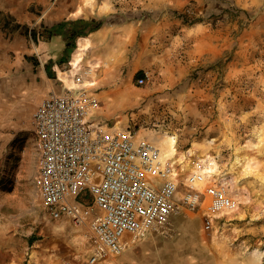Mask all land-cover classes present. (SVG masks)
I'll return each instance as SVG.
<instances>
[{
	"label": "rangeland",
	"instance_id": "rangeland-1",
	"mask_svg": "<svg viewBox=\"0 0 264 264\" xmlns=\"http://www.w3.org/2000/svg\"><path fill=\"white\" fill-rule=\"evenodd\" d=\"M95 1L83 0L79 6L86 4L88 12ZM104 1L114 11L96 20L103 24L115 21L112 16L117 15L139 30L163 28L170 36L187 34L182 45L171 51L168 75L158 66L165 60L148 57L142 58L145 71L122 70L118 82L127 84L116 108V123L123 120L141 129L143 137L157 145L163 133L175 135L177 151L186 155L191 149L210 152L220 171L236 177L245 199L234 212L215 218L219 238L213 247L205 191L192 209L183 198L195 191L185 190L180 182L178 196L184 211L174 217L169 238L149 236L97 264H264V0ZM76 10L71 16L78 19ZM82 39L72 43L69 62L59 71H68ZM190 55L196 56L191 63ZM59 71L56 80L62 83ZM80 76L86 77L83 70ZM145 76V83L139 84ZM96 81L91 89L74 90L95 93L102 106L112 108L115 102L103 101L97 93L117 86L99 85L97 77ZM18 92L14 73L0 70V264H66L73 257L87 264V248L79 237L72 240L66 234L55 250L36 255L34 248L46 238L43 227L52 223L57 231L59 224L42 208L34 183L35 96ZM88 121L95 118L89 115ZM249 154L257 157L260 170L237 173L236 159ZM167 165L172 169L170 162Z\"/></svg>",
	"mask_w": 264,
	"mask_h": 264
},
{
	"label": "built area",
	"instance_id": "built-area-1",
	"mask_svg": "<svg viewBox=\"0 0 264 264\" xmlns=\"http://www.w3.org/2000/svg\"><path fill=\"white\" fill-rule=\"evenodd\" d=\"M100 107L94 93L65 90L45 95L32 115L40 204L51 219H69L83 230L91 245L87 264L120 255L149 236L169 238L174 217L184 211L158 146L139 128L106 127L98 120ZM196 194L183 198L192 209L200 200ZM203 196L210 213L233 202L221 188L208 187Z\"/></svg>",
	"mask_w": 264,
	"mask_h": 264
},
{
	"label": "crops",
	"instance_id": "crops-1",
	"mask_svg": "<svg viewBox=\"0 0 264 264\" xmlns=\"http://www.w3.org/2000/svg\"><path fill=\"white\" fill-rule=\"evenodd\" d=\"M82 1L0 0V70L10 69L14 73L15 85L20 94L25 97L35 96L36 105L51 92L62 93L67 90L56 80V74L69 62L67 51L70 41L66 30L56 32L57 26L68 21H96L114 11V9L108 10L109 1L96 0L87 8V17L76 19L71 14ZM112 18L117 19L104 23L99 30L89 34L94 37L90 53L99 57L101 61V66L95 70L99 85L117 86L104 87L100 93H97L103 101L115 102L114 108H105L100 101L101 107L97 112L98 120L108 128H113L119 120L116 108L118 101L125 96L124 88L127 83L118 82L122 70L127 68L130 74L143 72L147 68L143 66L142 58L148 57L153 58V61L165 60L164 65L158 66L161 67L164 76L168 75L170 65H167V62L170 61L171 51L180 47L183 38L187 36L185 33L170 36L163 28L153 32L150 27L139 30L131 23L120 21L121 16L113 15ZM159 47L165 49L160 52ZM190 53L192 54L193 51ZM194 57L196 58L193 55L189 56L190 63ZM48 68L51 74H48ZM120 127L128 126L122 120ZM50 220L59 224L58 232L55 231L52 223L43 227L42 233L46 238L40 240L42 242L34 248L37 251L36 255L40 251L55 250L63 234L72 240L79 237L81 245L87 248L90 255L91 245L84 238L82 229L75 227L66 218L61 220L50 218ZM68 262L85 264L75 257Z\"/></svg>",
	"mask_w": 264,
	"mask_h": 264
},
{
	"label": "bare ground",
	"instance_id": "bare-ground-1",
	"mask_svg": "<svg viewBox=\"0 0 264 264\" xmlns=\"http://www.w3.org/2000/svg\"><path fill=\"white\" fill-rule=\"evenodd\" d=\"M87 14L86 4L79 6L76 10V16L79 18H85ZM82 40L81 47L77 49L68 71H59L60 79L67 90L81 87L91 89L97 85L94 69L99 64L100 59L90 53L94 37L93 35H89L83 37ZM82 70L86 74V77L80 76ZM120 123L121 121H118L115 127H120ZM158 144L156 145L159 146L158 148L161 152V162L163 164L171 163L170 177L176 180L178 185L181 182L186 188L185 190L195 191L197 194L203 193L208 187L221 188L233 199L232 205L224 211L208 215L207 219L212 222L210 243L214 247L219 238L216 232L217 225L215 218L235 211L237 203L245 199L243 189L238 187L236 177H232L234 175H226V173L224 174L220 171L216 156L210 152L206 151L201 154L199 152L198 154L191 149L188 151V155L180 153L176 148V136L168 132L162 134ZM235 163L238 169L237 173L239 174H255L260 170L259 160L251 154L243 158H237ZM218 251L220 252L219 249Z\"/></svg>",
	"mask_w": 264,
	"mask_h": 264
},
{
	"label": "trees",
	"instance_id": "trees-1",
	"mask_svg": "<svg viewBox=\"0 0 264 264\" xmlns=\"http://www.w3.org/2000/svg\"><path fill=\"white\" fill-rule=\"evenodd\" d=\"M103 23L99 21H76V22H62L60 23L57 28L56 32H62L63 30H66V35H68L70 43L68 44V51L67 54L71 51L73 48L72 43L75 41L77 37L80 36H87L90 33L99 30L102 27ZM33 35V33H32ZM49 69V68H48ZM48 74H51V70H48Z\"/></svg>",
	"mask_w": 264,
	"mask_h": 264
},
{
	"label": "water",
	"instance_id": "water-1",
	"mask_svg": "<svg viewBox=\"0 0 264 264\" xmlns=\"http://www.w3.org/2000/svg\"><path fill=\"white\" fill-rule=\"evenodd\" d=\"M73 17V16H72Z\"/></svg>",
	"mask_w": 264,
	"mask_h": 264
}]
</instances>
